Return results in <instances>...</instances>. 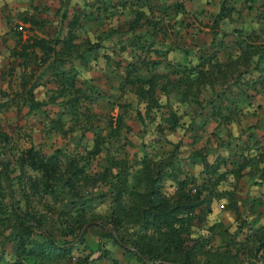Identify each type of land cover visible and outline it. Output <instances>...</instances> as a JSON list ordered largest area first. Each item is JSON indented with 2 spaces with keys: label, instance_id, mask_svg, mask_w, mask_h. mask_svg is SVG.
Instances as JSON below:
<instances>
[{
  "label": "trees",
  "instance_id": "obj_1",
  "mask_svg": "<svg viewBox=\"0 0 264 264\" xmlns=\"http://www.w3.org/2000/svg\"><path fill=\"white\" fill-rule=\"evenodd\" d=\"M58 1L61 6L56 10L59 20L55 33L23 38V27L13 24L7 34L14 41L9 53L20 60L19 90L14 92L18 100L31 112L46 104L59 105L61 111L45 133L69 134L67 138L75 146L71 151L60 146L44 153L29 145L20 151L16 158L18 174L13 178L21 185L24 209L19 199L14 201L9 176L12 168L0 160V235L9 243L0 252V264H47L70 259L74 264H97L103 259L116 264L117 259L109 256L102 239L132 255L139 264H264V223L255 225L257 219H242L247 215L238 212L239 199L234 191L235 182L251 174L258 176L257 183L264 188V144H258L247 129L237 135L228 132L229 139L219 134L220 125L239 121V104L253 100L255 86H264V43L243 36L249 28L255 29V34H264V12L255 7L261 0H204V6L197 9L188 8L185 0ZM29 5L33 11L38 10V6ZM261 6L264 8V1ZM231 16L237 24L232 23L230 29L219 28L225 19L233 22ZM17 17L38 30L46 22L36 19L33 13ZM6 22L9 24V18ZM200 23L210 29V39L203 42L208 45L207 51L187 57L183 38L188 29H198ZM173 34L184 40L179 46L184 55L168 60L166 55L175 53V47L170 43L161 48L155 39H171ZM226 35L234 37L223 39ZM98 52L110 68L109 74L102 72L104 78H109L108 87L118 93L128 90L127 97L132 95L135 102L143 103V112L136 110L137 121L141 125L152 123L157 114L164 121L166 127L158 137L166 130L183 131L180 110L188 105L192 108L191 103H197L203 89L219 85L223 92L214 95L217 102L209 109L214 123L212 138L203 136L202 148L195 147L201 135L190 127L195 119L190 116L189 141L178 139L173 143L167 160L151 163L142 156L134 161L136 168L132 169L134 165L127 157L116 159L111 149L121 137V130L128 129L124 110L131 103L121 97L117 106L122 112L105 118L104 129L91 124V117L80 109L82 100L88 101L101 90V83L92 76L93 83L83 78L96 64ZM35 56L38 63L31 67L28 64ZM252 71L260 76L258 81L244 77ZM44 74L53 80L55 90L46 100L35 99L34 88L41 82L37 79ZM44 84L42 81L41 86ZM170 96L175 107L163 117L162 108L170 104ZM13 104L0 100V110ZM81 115L85 118L82 124ZM86 131L92 132L90 147L83 143ZM241 134L249 143L240 139ZM224 150L229 151L226 156L220 154ZM100 154L103 164L95 161ZM210 154L213 158L208 161L206 156ZM187 160L201 166L198 176L182 164ZM25 170L35 176H27ZM166 180L170 193L163 189ZM221 201L235 219L241 218L236 232L245 227L250 230L236 244V232L226 241L221 239L227 229L221 221L223 214L217 211ZM258 201L259 205L263 202ZM101 203L108 205L106 217L94 212ZM67 205L69 209L65 210ZM256 216L261 217L260 212L252 217ZM50 221L47 229L45 223ZM87 222L89 225L79 234ZM107 224L115 235L105 228ZM91 228L98 232L95 240L86 237ZM77 244L82 249L73 257Z\"/></svg>",
  "mask_w": 264,
  "mask_h": 264
},
{
  "label": "rangeland",
  "instance_id": "obj_2",
  "mask_svg": "<svg viewBox=\"0 0 264 264\" xmlns=\"http://www.w3.org/2000/svg\"><path fill=\"white\" fill-rule=\"evenodd\" d=\"M264 0L258 1L255 3V7L260 10V13L264 12V8H262L261 4ZM22 0H14V3L12 6H17L20 4ZM31 8V6L29 5ZM12 8V7H11ZM255 12H251V14L254 15ZM9 18V24L6 22L8 18L3 20L0 18V61L2 63V69L0 71V100H8V102L15 103L14 106L11 108H6L4 110H0V160H2L4 163H6L8 168H12L10 177L12 178L11 185L13 189L15 190L14 195V201L15 199H19L18 202L20 203V208L24 209V199L21 197V185L15 183V179L13 178L14 175L18 174L17 169V161L16 158L20 151L29 145H33L36 148L42 149L44 153H49L54 147H63L65 150L71 151V149H74L75 146L74 143L72 144V141L67 138L69 134H61L60 135H53L52 133H45V130L48 129V127L51 125L52 120L56 117L57 112L60 110L59 105L56 104H46L41 107V110L39 111H28V108L26 105H23L18 100V97H16L15 91H18V81H19V73L18 69L20 67V60L13 58L9 51L14 45V41L12 40L11 36L7 35L8 31H10V28L13 27V24L20 25L23 27L21 30V35L26 38L27 36L31 35V33H34L35 30L33 28H30V25L26 22H22L19 17L14 13L13 9H8V11L5 13L4 17ZM245 22H248V18H245ZM264 20H262V23ZM261 24V22H260ZM231 26H227L226 28L230 29ZM255 27V26H254ZM14 29V28H13ZM16 30H18L16 28ZM249 31L245 32L243 36L250 37L252 39H264V34H255V29H248ZM20 31V30H18ZM38 31V30H36ZM192 31V32H190ZM210 29L208 26L204 25L203 23L199 24L198 29H188V32L184 36L183 39H185V43L187 42L186 39H193L194 42H191V40H188V44H186V47L188 51H193L195 53H198L199 51L203 52L206 50V47L208 45L203 44V42L206 39H210ZM231 34V33H230ZM263 34V35H262ZM87 36H89L87 34ZM85 35L82 36L84 38ZM234 35H226L223 39H233ZM249 39V38H247ZM158 46V45H157ZM159 47V46H158ZM117 48V47H115ZM36 57V56H35ZM92 61V60H91ZM38 63L37 57L36 59H32L28 65L36 66ZM96 65L92 67L91 72H85L83 74V78L88 80L90 83L95 82L94 79H96L99 83V94H92L90 96V99L82 100L81 101V107L80 109L83 111L84 114H87L91 117V124L97 125L100 128L104 129V120L105 118H110L115 116L118 112H122V109H118V101L121 97L126 98V102H130L129 106L125 108L124 110V122L127 125L128 129H122L121 130V137H119L116 142H114L111 153L115 156L116 159H120L121 157H127L129 162L134 165V167H131L132 169L136 168V164L134 163L135 160L142 158V156L147 157L151 159V163L154 161H158V159H165L167 160L169 155L171 154L170 150L173 147V143H175L178 139L182 142H188L189 137L187 136L189 133L192 132V130L189 128V125H187L190 116H194V120L192 121V126L194 128V131L200 133L201 139H199L196 142L195 147L202 148V145H204V138L203 136H211V130L214 127V123L209 118V109L210 106L217 102V100L214 98V95L216 97L218 96L219 92H223L220 86L215 84L214 86H210L208 88H205L200 92L198 96L197 103H191V106H187L183 108V110H180L179 118L181 123L183 124L184 130L177 129L174 131H165L164 136L158 137L161 132H163V129H165V123L160 118L159 114L155 115L154 122L151 123V121H147V124L141 125L136 117L135 113L136 110H139L140 112H143L144 107L143 103L141 102H135V98L131 95L127 97L128 90H125L123 92H114L111 90V86L108 87V79L104 78L103 75L99 74L98 68H95ZM37 72V70L34 72V74ZM235 76L237 75V72H234ZM93 78H90V77ZM107 77V76H106ZM244 77H250L251 80L258 81L260 76H257V72L252 71L247 76ZM239 78V76H238ZM38 81H45V84L41 86V82L38 86L34 88L33 95L35 99H48L47 95L51 91L55 90V83L53 80L51 81L46 74L42 75L40 79H37ZM80 80V79H79ZM230 81V79L228 80ZM219 82V81H218ZM113 83H115L113 81ZM230 85V84H229ZM229 87V86H228ZM228 89V88H227ZM250 89V88H249ZM252 89V88H251ZM210 91V92H209ZM249 92V90H247ZM225 92V90H224ZM171 95V94H170ZM172 96H170L169 103L167 107L162 108V114L163 117L166 115L167 110L173 109L175 106L174 102L172 101ZM128 98V99H127ZM161 99H163V96H161ZM60 98L57 100L59 101ZM18 101V102H17ZM18 103H20L18 105ZM174 106V107H173ZM167 108V109H166ZM251 110H254V108L249 109V112ZM61 111V110H60ZM207 120L203 122V119L205 117ZM245 118V116H243ZM264 118V115H263ZM80 124L84 123L85 118H83V115L80 116ZM240 120V118H239ZM69 122V121H67ZM68 123L66 124L67 127ZM187 125V126H186ZM231 123L227 124V126H219V134L224 132H229L228 128L230 127ZM160 128V129H159ZM201 129V130H200ZM161 130V131H160ZM76 133V132H73ZM233 135H237L236 133L230 132ZM86 137V141H83L84 145L86 147H90L91 145V139H92V132L86 131L84 133ZM221 135V134H220ZM6 137V138H5ZM165 137V139L163 138ZM212 138V136H211ZM241 139V138H240ZM242 140V139H241ZM215 144V142H212ZM120 146V147H119ZM182 147V146H181ZM76 150V149H75ZM74 150V151H75ZM83 152L82 150H78ZM227 150L222 151L220 154L226 156ZM229 153V151H228ZM227 153V154H228ZM213 158V154L207 155L206 159L208 161H211ZM188 159V158H187ZM95 161L98 163L103 164L102 161V154H100ZM94 163V162H93ZM150 164V163H149ZM182 164L187 168V170L190 173H194V175L198 176V173L201 166L197 164H191L189 160L186 162H182ZM25 173L27 176L32 177L35 176V173L30 172L29 170H25ZM250 175L244 177V182H247ZM26 181H28L26 179ZM0 183L1 180H0ZM3 186V184H1ZM100 189V187H98ZM102 189L104 187L102 186ZM166 193L171 192L170 186H168V180L165 182V188H163ZM166 189V190H165ZM263 194H261L262 196ZM40 199H36V202H38ZM5 202L7 199L5 198ZM264 203V200H263ZM57 208H60L56 205ZM264 208V204H263ZM65 210L69 209V205L64 207ZM108 210V205H105L103 203L98 204L94 208V212L98 215H102L103 217H106L104 211ZM225 212H223V216L221 218V221H224L225 226L227 227L226 232L221 233V239L223 241H226L229 239L230 235L232 233L236 232L237 228V222L240 221L241 218L235 219L234 215L224 209ZM261 217H252L245 216L242 217V219H250V221L257 219L256 222H254L255 225L264 223V212L260 213ZM246 222H249L248 220H245ZM52 222L45 223V227L47 229H50ZM108 225V224H107ZM194 227V226H193ZM1 229V227H0ZM97 229V228H96ZM243 229V228H242ZM85 230V229H84ZM9 229L5 230V233L8 232ZM51 231V230H50ZM245 233H250L249 229H246V227L243 229V231H237L236 232V239L235 244L238 242V240L242 241V237ZM98 232L95 230V228H91L87 231L86 237L88 236V239L94 238L97 236ZM223 234V235H222ZM60 237H56V239H59ZM110 250L111 254L114 257H117L116 264H139L136 259L126 253L123 249H118L117 246L113 245L112 242H110ZM215 244V243H214ZM9 243L2 240V237L0 235V252L5 251L3 247H8ZM82 249L81 244H77L74 246V249L72 250L71 256L75 257L77 255V252ZM121 252V253H120ZM70 259L69 261H71ZM98 260V259H97ZM73 261V260H72ZM97 264H110L105 263L103 260Z\"/></svg>",
  "mask_w": 264,
  "mask_h": 264
},
{
  "label": "crops",
  "instance_id": "obj_3",
  "mask_svg": "<svg viewBox=\"0 0 264 264\" xmlns=\"http://www.w3.org/2000/svg\"><path fill=\"white\" fill-rule=\"evenodd\" d=\"M185 1H187L188 3V6H187L188 8L191 7L192 9H197L198 7L204 6V0H185ZM13 3H14V0H0V18L1 19L2 17H3V20L5 19L4 16H5V13L8 11V9H13L14 13L17 16L19 14H24V13L26 14L33 13L36 19L38 20L44 19L46 20V22L43 26V29L38 30L34 28L35 32L31 33V35L42 37V36L48 35L49 33H52V34L55 33V26L59 20L58 16L56 15V10L59 8V6H61V2H59L58 0H32V2H30V0H22V2L18 4L17 6H12ZM29 4L38 6V10L33 11L32 8L29 7ZM205 7L208 8L209 6L206 5ZM212 10H213V13H215L214 7L212 8ZM231 18L234 20V17L231 16ZM232 23L236 25L237 19H235L233 22L232 20L225 19L219 24V28L225 29L227 26H232ZM170 38L171 39H167V38L166 39H155V42L156 44H159L161 48H165L166 45L170 43H172V45L175 47L176 49L175 53L169 52L166 55V58L168 60L171 59L174 55H177L179 58H183L181 56L184 54L180 53L179 46L184 45V40L178 39L177 34H173ZM189 40H191V42H194L193 39H189ZM188 43L189 42L187 40V44ZM259 43H264V40L260 39ZM189 56L197 57L198 54L193 51H190L187 53V57ZM95 57L97 58L95 62L97 66H95V68H98L99 74L102 75L104 72H107V74H109L110 68H108L107 65L104 64V60H103V57H101V53L98 52ZM90 60H93V59L91 58ZM1 69H2V63L0 61V71ZM243 75L247 76V73ZM254 90H256V92L252 91V93H254V98L252 101L247 100L239 104L240 110L237 116H239L238 118H240V120L238 122H231V125L228 130H230L229 132L239 134L241 133V130L247 129V132L250 131L254 135L255 140L259 142L258 144L262 145L264 144V118H263V115H264V86L261 87L259 85H256ZM252 108H254L255 111L251 110V112H249V109H252ZM243 116H245V118ZM220 134L222 138H228V139L230 138V135H228V132H224V133L220 132ZM240 138L245 143H249L248 142L249 140L246 141L247 137L244 134H241ZM251 143L252 141H250V145ZM246 179H248L247 182H244L243 178L240 181L235 182L236 187L234 191L239 199L237 203L238 212L252 217L259 212L260 213L264 212V208L262 206V204L264 203L261 202V204L259 205L260 201H258V200H262V201L264 200V188H262V186L260 187V184L257 183V181L260 180L257 175L251 174ZM223 188H226V187L223 186ZM261 194L263 195L261 196ZM223 205L224 203L222 201L218 202L217 211H219V214H223V212H225L224 210L225 208ZM230 212L234 215L232 211ZM102 240H103L102 243L104 244L105 248H107L110 252L109 256L117 259V257H114L111 254V250L109 248L111 245L110 241L107 239L105 240L102 239ZM93 256H96V253ZM103 261L105 263H110L108 260L103 259ZM54 262L50 261L47 264H74L72 260L71 261L69 260L59 261L57 263H54Z\"/></svg>",
  "mask_w": 264,
  "mask_h": 264
},
{
  "label": "water",
  "instance_id": "obj_4",
  "mask_svg": "<svg viewBox=\"0 0 264 264\" xmlns=\"http://www.w3.org/2000/svg\"><path fill=\"white\" fill-rule=\"evenodd\" d=\"M93 222H94V223H99V221H93ZM89 223H90V222H87V223H85V224L82 226V228L80 229L79 234H81V233L83 232V230L89 225ZM105 228H106L110 233H112L113 235H115V234H114V230L111 228V226L106 225Z\"/></svg>",
  "mask_w": 264,
  "mask_h": 264
}]
</instances>
